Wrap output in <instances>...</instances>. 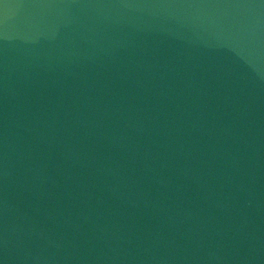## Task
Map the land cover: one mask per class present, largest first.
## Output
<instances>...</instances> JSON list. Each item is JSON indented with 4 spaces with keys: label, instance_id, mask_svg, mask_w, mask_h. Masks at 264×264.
I'll return each instance as SVG.
<instances>
[{
    "label": "water",
    "instance_id": "1",
    "mask_svg": "<svg viewBox=\"0 0 264 264\" xmlns=\"http://www.w3.org/2000/svg\"><path fill=\"white\" fill-rule=\"evenodd\" d=\"M0 264H264V0H0Z\"/></svg>",
    "mask_w": 264,
    "mask_h": 264
}]
</instances>
